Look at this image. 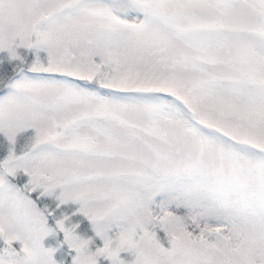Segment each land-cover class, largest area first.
Here are the masks:
<instances>
[{
	"label": "snow or ice",
	"instance_id": "6c2138e0",
	"mask_svg": "<svg viewBox=\"0 0 264 264\" xmlns=\"http://www.w3.org/2000/svg\"><path fill=\"white\" fill-rule=\"evenodd\" d=\"M0 264H264V0H0Z\"/></svg>",
	"mask_w": 264,
	"mask_h": 264
}]
</instances>
